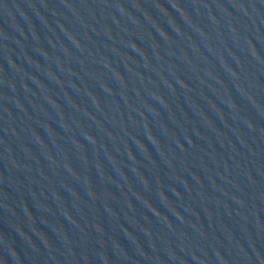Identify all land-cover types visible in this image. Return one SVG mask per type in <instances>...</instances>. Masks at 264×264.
Here are the masks:
<instances>
[{
	"label": "water",
	"instance_id": "1",
	"mask_svg": "<svg viewBox=\"0 0 264 264\" xmlns=\"http://www.w3.org/2000/svg\"><path fill=\"white\" fill-rule=\"evenodd\" d=\"M0 264H264V0H0Z\"/></svg>",
	"mask_w": 264,
	"mask_h": 264
}]
</instances>
